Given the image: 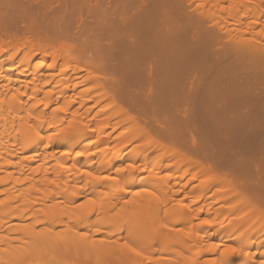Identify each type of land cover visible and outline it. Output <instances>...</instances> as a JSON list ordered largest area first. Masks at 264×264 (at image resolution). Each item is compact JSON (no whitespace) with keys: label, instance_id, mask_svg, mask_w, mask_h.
<instances>
[{"label":"bare ground","instance_id":"bare-ground-1","mask_svg":"<svg viewBox=\"0 0 264 264\" xmlns=\"http://www.w3.org/2000/svg\"><path fill=\"white\" fill-rule=\"evenodd\" d=\"M3 4L0 0V9ZM76 39L81 42L82 51L86 50V63L81 67L75 65L74 73L103 71L94 86L101 78L103 81L95 90H103L99 96L107 92L104 99L109 100V106L118 107V115L138 130L122 148H127L131 141H140L145 150H164L180 163L195 164L197 172L192 178H186L192 167L184 168L176 178L174 185L180 188L173 191L174 197L180 194L193 197V192L187 190L190 184L199 176H209L217 190L227 183L232 193L246 200L249 212L264 220V0H16L10 9L0 12V55L5 47H27L35 53L34 57L8 56V66H1L0 72L8 73L9 85L13 83L14 87V83L23 82L24 88H29L28 84L34 80L60 76L54 72L58 71V60L63 54L48 66L43 55L50 51L47 46L53 44L72 51ZM48 53L46 58L56 52ZM39 55L43 61L34 63ZM66 60L59 62L71 68ZM73 61L80 64L79 60ZM22 65L27 67L17 72ZM60 70L63 69L59 67ZM60 72L67 73L65 68ZM20 76L32 79L22 80ZM66 78L60 81H68ZM50 81L45 84H51ZM74 84L75 88L79 85ZM21 87L13 90L14 96ZM64 90L69 91L67 88L57 91L65 94ZM3 91L0 90L1 107ZM31 92H44V98L54 94L42 89ZM104 99L99 101L105 102ZM13 104L9 114L2 112L7 109L0 108V264H157L161 259L162 264L179 259L193 264L198 256L228 246L223 239H230L231 234L222 232L217 242L209 244L212 245L209 250L194 252L192 246L168 248L161 250L162 257H157L150 247L174 235H161L174 223L155 226L158 219L151 214L160 215L162 209L152 210L146 203L147 194L132 189L143 185L145 179H125L129 188L107 189L104 195L92 190L89 196L93 195L96 202L92 205L90 200H84V187L71 183L72 180L64 181L69 178L61 166L53 171L46 165V170L37 160L42 158L48 163L55 157L53 154L66 158L69 151L62 147L72 144V140H76L74 150H89L93 144L97 148L106 145L108 149L114 142L112 136L100 134L87 144L82 142L94 137L86 130H73L58 138L48 134L43 138L32 132L31 123L21 115V106ZM79 110L78 107L69 122H92L101 115L97 116L93 107L83 109L82 113ZM104 124L110 126L111 121ZM42 139L46 140L43 146ZM53 147L59 149L52 155L41 151ZM127 154H118L113 162L102 161L97 167L105 166V172L112 174L113 166L122 163L120 172L134 174L141 166L137 160L143 154L140 151ZM94 164L89 166L97 165ZM148 164L162 171L175 168L161 163L157 167L155 160ZM52 171L59 179L53 178ZM100 173L94 170L79 175L96 180L100 179ZM79 177L76 179L80 181ZM32 178L43 180L39 191L38 186H31ZM74 188L79 194L71 199L69 195ZM160 191H164L163 186ZM132 194L136 198L132 199ZM211 196L214 198L208 194L205 199L198 197L194 204L207 202ZM213 204L203 203L192 214L183 211L180 222L192 223L196 211L195 219L214 213ZM128 217H133L129 225L118 226L120 220ZM199 237L204 239L208 235ZM250 238L249 234L234 240L240 246L255 247L254 254L264 264V238L258 242ZM183 242L192 243L190 239ZM247 259V263H252L250 257Z\"/></svg>","mask_w":264,"mask_h":264},{"label":"rangeland","instance_id":"rangeland-1","mask_svg":"<svg viewBox=\"0 0 264 264\" xmlns=\"http://www.w3.org/2000/svg\"><path fill=\"white\" fill-rule=\"evenodd\" d=\"M1 2L2 3L4 2L2 9H0V12H3L7 8L10 9L12 5L16 3V0H1ZM224 17L225 15L222 16V18ZM219 21H221V19H219ZM19 38L22 39L23 36L20 35ZM72 43L76 44V48H73L72 51L71 49H69L68 46H66L68 48L65 47L66 49H63L64 47L63 45H62L63 47L61 48L60 45L54 46L53 44V46L52 45L47 46V48L50 50L48 52H56L55 54L53 53L54 54L53 56L51 55L48 58L49 53L47 51L45 52L46 54H48L47 58L45 57L46 54L45 55L42 54L44 59H46L45 60L46 66L52 64L53 59L55 58L60 59L62 54L64 56L63 58H61L63 62H64V59L66 60V58L67 60L70 61L69 66L71 68H66L67 65H65L63 62H59L61 60H58V65L60 64L59 65L60 69L64 70L65 68L67 71V73L65 72L66 74L64 75L63 73L61 74L60 71H63V70L59 71L58 66H56V68L58 67L57 68L58 71H55L56 68L55 70L52 69L51 70L52 72L49 70L46 71L47 74H51L53 73V71H55L54 73H57V74L60 73V76H58L57 74H56L57 76L55 77L52 76L54 77V79H52V77L50 76V77L41 78L40 80H34L32 83H30V85L28 84L29 88L28 87L24 88L23 82L17 83V84L14 83V87H13V83H11L12 85L8 84L9 80L7 79H9V77L6 78V75L8 76V73L6 74V72H3L4 70H2L0 72L1 73L0 75H3L2 77L6 79L4 80L2 77H0V90L1 89L4 90L2 92L3 107L0 106V108L2 109L4 108L7 110L5 111L3 109L4 111L2 110L1 111L3 113L9 112L8 110H11V108L13 107L12 105H14L13 103L15 102L16 105L18 104L19 106H21L20 109L22 108L21 110H23L24 112V114L22 112L21 115L24 116L25 120H27L28 123L29 122L31 123V126L33 127L32 132L34 131L35 133L41 134L43 138L46 137L48 134L53 135L54 138H58L64 135L65 133L73 131V130H86L90 132L92 134V137L94 138H89V140L86 139L85 141L82 142V144L91 143L92 141H95L100 134H105V133L107 134L109 133L112 136V139L114 140V142L108 145L109 147L108 149H105L106 145L99 146V148H97V145L93 144L94 146H91L89 150H85L83 148L74 150L72 148V145L76 143V140H72V144H68L62 147V149L69 151L68 156L65 155L66 158L64 159L60 158L62 157V154H56V155L53 154L55 157H51L52 160L49 159L48 163L43 162L42 158L40 159L38 158L37 160L38 161L40 160L39 161L40 164L38 163V161H36L35 166L37 167L38 164L39 165L43 164V166L46 167L45 168L46 170L48 169L47 167L50 166L51 169L50 168L49 169L50 170L53 169V171L56 170V166L58 165L61 166L63 168V171L68 174V178H69V179H65V180L63 179V180L64 181L72 180L71 183L73 182V184H79V186H81L82 188L84 187L83 189L84 191H86V198L84 200H90V203L92 205L96 204L95 197L93 195L89 196V193L92 190H97L98 192L104 195V192L107 189L124 190V189L129 188V186L125 185L124 183L125 179L126 180L127 179L131 180V178L132 179L133 178L145 179L146 184L144 183L143 185L136 186L135 188H132V189H135V191H140V193L147 194L146 203L152 210L162 209L160 215H157L155 213L151 214L153 219L154 218L158 219L157 222H155V226H160V227L166 226L165 224H167L168 221H171L172 223H174L173 225H169L168 226L169 228L165 229L164 232L161 233V235L174 234L172 236H175V238L171 236L168 240L163 241L159 244L157 243L152 244L153 246L150 247V250L154 251L157 257L159 256L162 257L161 250H165L168 248L182 249L183 247V249H185L188 246L190 248L192 246V249L194 250V252L206 251L207 249L209 250L212 248V245H209V244L217 242L220 237V233L223 232V235L231 234L230 239L228 238L223 239V241H225L224 243L228 246H221V247L219 246L220 248L215 250L217 251L215 253H209V255L198 256L196 258V262L193 264H231L230 263L231 261L234 264L235 262H237V264H250L251 262H248V263L246 262L247 257L248 258L250 257V260L252 261L251 264H260L262 260H260L261 259L260 256H258L257 254L256 255L254 254L256 251L255 247L249 248L247 244L244 246H240L238 243H236V240L234 239L235 238L239 239L241 235L246 236L249 234L251 236L250 240L252 239L253 241L258 242L260 239H263L264 238V235H263L264 234V220L257 217L258 215L254 216L255 214L253 215L252 213H250L248 210V204L245 202L246 200L238 196L237 194L232 193L233 191L232 190L230 191L231 188L229 187L227 183H225L226 185L221 186L222 190L221 189L217 190L218 187H216V185L214 184L215 183L214 180H212L209 176H205V177L199 176V178L197 177V179H195L194 182L190 184L187 190H190L188 192H193V197H190V198L188 196L185 197L184 194H180L179 196L174 197L173 191L175 189L180 188V185H177V186L174 185L176 178L182 174L181 171H183V169L186 167L193 168V170L186 176L187 179L192 178L194 174L197 172V169L195 168L196 167L195 164L182 163V162L180 163L179 161L175 160L173 156L171 157L169 155L170 153L164 150H159V151L158 150L154 151L152 149L145 150L144 146H142L143 142H140V141H136V142L131 141V143L127 145V148H122L123 143L125 141H129L132 138H134V136L138 133V130L137 128L134 127V125L130 124L128 121L125 122L123 116H120V114L118 115V113H120L118 107L113 108L111 104L109 106L108 104L109 100L107 101L106 99H104L106 94H108L107 92L106 93L104 92L105 94L99 96L101 92H103V90L99 88H98L99 90H95V88L100 87L99 84L102 83L103 81L101 78L100 81L101 80L102 81L101 82L99 81V84H98L99 86L98 85L97 87L94 86L98 83L96 82L97 79H99V77L104 74L103 71L98 70V71L93 72L92 70V73H90L89 71L88 73L87 71L85 72V70H83L82 72L78 70L79 72L74 73L75 65L76 67L77 66L81 67L80 65L84 63V66H85L86 59H85L84 52L86 50L84 52L82 51L83 48L79 40L77 39L73 40ZM22 48L23 47L8 49L5 47L4 51H2V54L0 55V67L8 66L6 63V59L8 56L13 55L16 57H19V56L31 57L35 53V51L33 52L30 48L29 49L27 47H26L27 49L25 47L24 49ZM48 49H46L45 47V50H48ZM67 49L70 50L71 52L69 51L66 52ZM40 55L37 56L38 58L33 61L34 63L38 61L39 62L43 61L42 60L43 58L41 59L42 56ZM74 59H76L77 61L79 60L80 62L79 61L78 62L80 64L79 65L74 64L73 63ZM11 65L16 66V63H12ZM25 67L27 66L22 65V67L18 68V71L17 70L16 71L19 72L25 69ZM65 76L67 77L66 79L68 81L66 80H65L66 82L60 81ZM23 77L24 76H20L19 79L22 78V80H28V81L32 79L31 76L24 77L25 79ZM50 79L52 80V83L49 85H46L45 84L46 81L48 82L50 81ZM74 79H76V81ZM75 82H77V84L79 83L78 87L76 88H75L76 84H74ZM21 85H22L21 87L22 89L18 88V91H19V92L17 91L18 94L14 96L13 93H15L16 91L13 92V90L16 89L18 86L20 87ZM56 86H59V87L56 89ZM64 88L65 89L67 88V90L69 89V91L65 93L66 90H64L62 92H64L65 94L60 93L61 89H64ZM91 88H93L94 90L93 89L90 90ZM36 89L38 90L42 89V91L43 90L44 91L50 90L52 92L54 91L53 92L54 94L52 97L44 98L45 96L44 92H40L38 94H33L32 93L33 91L31 92V90H36ZM57 90H60V91H57ZM21 92L22 93L24 92L27 96L22 95ZM55 92H58V93H55ZM28 95L30 97L33 95L35 96V98H30ZM61 95H63V97L60 98ZM102 97L104 101L106 100L105 102H100L102 101L100 100L102 99ZM86 99L87 100L92 99L93 101L88 100V102L86 103ZM97 102H100V103L97 104ZM82 103H83V106L80 107ZM95 104L97 105L95 106ZM78 107L80 108L79 110L80 112L78 111L79 113L84 112L86 108L93 107V112L94 113L97 112V116L99 114L101 115H99L96 118V120H93L92 122H87V121L82 122L81 120H79L78 122L76 121L69 122L71 118H74V112L78 110ZM82 107L85 110H83ZM93 112L92 114H94ZM107 120L111 121L110 126H105L104 123ZM45 143H46V140L42 139L41 145L43 146ZM58 149L59 148L57 147H53L51 149L50 148L47 149L48 151H45L43 149L41 151L42 152L44 151L47 153L49 152L51 153L49 155H52V153L56 152ZM132 151H140L143 154V156L137 160V162L140 163L141 166L137 170V172L134 174H131L128 172H125V173L120 172L122 163L116 164L113 166L112 174H107V171L105 172L106 170L104 168L105 166L99 165V167L100 166L101 167L100 168L97 167L98 164L102 163V161L103 162L104 161L113 162V160L118 154H123V155L125 153L129 154ZM34 152L35 151L31 153L34 154ZM165 155L167 156L169 155V157H166ZM54 158L56 160H54ZM154 160L157 163V167H160L161 165L169 164L177 168L178 170H175V168H171L169 170L163 169V171L159 169H154L152 165L148 164L150 161H154ZM86 162H89V164L90 163L94 164L93 162H95L94 165L96 164L97 165L94 166L95 167L94 168V167L89 166V164L85 165ZM159 163H161L160 166H159ZM105 164L107 165V163ZM102 165H104V163ZM43 166L42 168H44ZM94 170L101 172L99 174L100 179L92 180L88 178V175L84 177L79 175L81 174V172L94 171ZM52 176H54L53 178H55V176L56 178L58 177L56 173H54V175L52 174ZM77 177L80 178V181L76 179ZM208 177L209 179H211V182H209ZM57 179H59V177ZM63 180H62V183H64ZM212 181L214 182L213 185L211 184ZM166 182L169 183L170 187L167 186ZM42 183H43V180L39 178L31 179V186L32 185L38 186L37 188L38 191L41 188ZM161 186L164 187L163 192L160 191ZM202 190L203 191L205 190L206 195H204V192ZM199 192L200 193L203 192V195H204V196L200 194L197 195L201 199L202 198L205 199V196H207V194L214 195L213 196L214 198H212L211 196L212 199L211 198L208 199L207 202L206 200H201L199 205L196 206L194 204L195 203L194 201L198 197H194V196L198 194ZM78 194H79V190L74 188V190L71 191L69 197H71L72 199V197H75ZM131 197L132 199L136 198L135 194H132ZM218 199H222L223 201L222 200L218 201ZM209 202H211V204L214 202L213 204L214 207L212 209V212L218 211L219 213L214 212L210 215L201 214L198 216L197 219H195L194 216L195 214L197 215V211H196V212H193L194 216H193L192 223L180 222L179 219L180 217H182L183 211H186V213L192 214L191 212L193 210H197L200 206H202L203 203H209ZM95 215H97V213H95ZM132 220H133V217H128L124 220H120L118 223V226L129 225V223ZM176 221L179 223H177ZM170 227L173 230H171ZM243 231H245L244 232L245 234L243 233ZM259 233H261L262 237L259 236L260 235ZM203 234L208 235V237H206L207 239L204 238L205 239L204 240L200 237L199 239L197 238V236L199 235L201 236ZM258 236L261 238L259 239ZM254 238H256V240ZM186 239H190L192 241L191 245L187 242H183ZM197 239L200 241V243H198ZM242 243L245 244V242H242ZM235 246L237 248H235ZM225 248H234L236 249V251L234 253L225 254L224 253ZM261 251H262V248H261ZM253 258L254 260H256L255 262H253ZM159 262L160 263H157V264H162L164 263V260L162 261L161 259ZM170 264H186V263L183 260L179 259V260L171 261Z\"/></svg>","mask_w":264,"mask_h":264},{"label":"snow or ice","instance_id":"snow-or-ice-1","mask_svg":"<svg viewBox=\"0 0 264 264\" xmlns=\"http://www.w3.org/2000/svg\"><path fill=\"white\" fill-rule=\"evenodd\" d=\"M235 251H236V249H234V248H225L224 249V253L225 254L234 253Z\"/></svg>","mask_w":264,"mask_h":264}]
</instances>
